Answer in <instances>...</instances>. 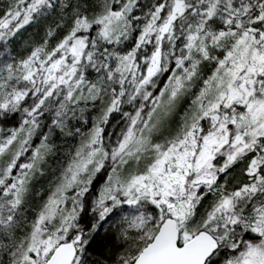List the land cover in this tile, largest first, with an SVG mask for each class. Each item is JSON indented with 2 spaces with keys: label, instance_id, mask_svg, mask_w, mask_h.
I'll return each instance as SVG.
<instances>
[{
  "label": "snow or ice",
  "instance_id": "1",
  "mask_svg": "<svg viewBox=\"0 0 264 264\" xmlns=\"http://www.w3.org/2000/svg\"><path fill=\"white\" fill-rule=\"evenodd\" d=\"M0 264H264V0H0Z\"/></svg>",
  "mask_w": 264,
  "mask_h": 264
}]
</instances>
